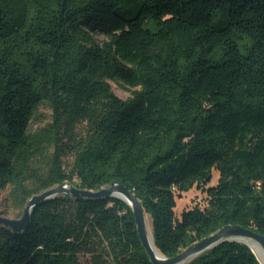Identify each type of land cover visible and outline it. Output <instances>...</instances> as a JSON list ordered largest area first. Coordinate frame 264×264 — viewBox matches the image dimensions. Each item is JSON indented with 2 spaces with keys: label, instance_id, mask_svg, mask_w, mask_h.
I'll return each instance as SVG.
<instances>
[{
  "label": "trees",
  "instance_id": "trees-1",
  "mask_svg": "<svg viewBox=\"0 0 264 264\" xmlns=\"http://www.w3.org/2000/svg\"><path fill=\"white\" fill-rule=\"evenodd\" d=\"M64 182L125 187L168 258L225 226L264 235V0H0V193L23 211ZM193 188L206 205L177 217ZM0 264L151 262L126 203L60 195L0 226ZM185 264L260 263L224 242Z\"/></svg>",
  "mask_w": 264,
  "mask_h": 264
},
{
  "label": "water",
  "instance_id": "water-1",
  "mask_svg": "<svg viewBox=\"0 0 264 264\" xmlns=\"http://www.w3.org/2000/svg\"><path fill=\"white\" fill-rule=\"evenodd\" d=\"M60 195H67L72 199H100L114 197L126 203L133 213L140 242L149 257L151 264H185L193 260L198 255L224 242L243 243L258 259L252 248L242 241V239L244 238L255 242V244H257L264 252V235H261L249 229L241 228L239 226H225L217 230L210 236L187 247L185 250L174 257H165L160 252L159 255H156L149 246L146 231L145 212L143 210L141 202L137 200L131 192H129L125 187L118 184L117 182H111L110 185L96 191L76 188L71 183L64 182L61 185L55 186L38 195H34L33 197H31L25 204L22 214L18 219L7 218L3 216L0 211V226L7 228L14 233H19L26 230L29 227L30 223V213L35 205L41 201L54 199L55 197ZM259 263L262 264L260 261Z\"/></svg>",
  "mask_w": 264,
  "mask_h": 264
},
{
  "label": "rangeland",
  "instance_id": "rangeland-1",
  "mask_svg": "<svg viewBox=\"0 0 264 264\" xmlns=\"http://www.w3.org/2000/svg\"><path fill=\"white\" fill-rule=\"evenodd\" d=\"M97 40L104 39L102 36H95ZM113 92L122 100H127L131 97L132 91L135 89L123 86L120 81H109ZM51 120V111L45 106L39 108L38 116L32 125V130L44 127ZM218 173L213 171V178L208 186H213L217 183ZM8 189L0 193V211L3 216L11 219H18L22 214V210L14 208L11 200L7 197ZM206 195L200 190L193 188L190 191L183 193L180 198L176 199L175 215L180 217L182 211L199 206L203 208L206 205Z\"/></svg>",
  "mask_w": 264,
  "mask_h": 264
},
{
  "label": "bare ground",
  "instance_id": "bare-ground-1",
  "mask_svg": "<svg viewBox=\"0 0 264 264\" xmlns=\"http://www.w3.org/2000/svg\"><path fill=\"white\" fill-rule=\"evenodd\" d=\"M145 222H146V231H147V238H148V241H149V246H150L151 250L156 255H159V252L156 250V248L154 247V245L152 243V236H151L150 224H149V220H148L147 216H145ZM242 241L245 242L246 244H248L252 248V250L257 255L259 261L262 264H264V252H263V250L257 244H255V242H253V241H251V240H249L247 238L242 239Z\"/></svg>",
  "mask_w": 264,
  "mask_h": 264
}]
</instances>
